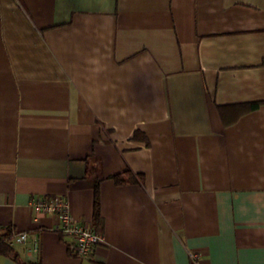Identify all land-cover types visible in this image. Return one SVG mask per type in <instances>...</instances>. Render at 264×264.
Returning <instances> with one entry per match:
<instances>
[{
	"label": "crops",
	"instance_id": "1",
	"mask_svg": "<svg viewBox=\"0 0 264 264\" xmlns=\"http://www.w3.org/2000/svg\"><path fill=\"white\" fill-rule=\"evenodd\" d=\"M94 182L84 259L31 202L92 223ZM5 230L38 250L0 264H264V0H0Z\"/></svg>",
	"mask_w": 264,
	"mask_h": 264
},
{
	"label": "built area",
	"instance_id": "2",
	"mask_svg": "<svg viewBox=\"0 0 264 264\" xmlns=\"http://www.w3.org/2000/svg\"><path fill=\"white\" fill-rule=\"evenodd\" d=\"M36 213L52 214L56 218L55 230L69 238L71 253L79 258L91 257L95 246L102 241V236L96 227L89 222H79L71 213L69 204L59 196H34L31 202ZM9 246L15 244L30 245L31 251L38 250V239L28 232L13 233L8 239ZM196 255L192 254L194 264H197Z\"/></svg>",
	"mask_w": 264,
	"mask_h": 264
},
{
	"label": "trees",
	"instance_id": "3",
	"mask_svg": "<svg viewBox=\"0 0 264 264\" xmlns=\"http://www.w3.org/2000/svg\"><path fill=\"white\" fill-rule=\"evenodd\" d=\"M262 102H250L244 105L243 110H252L257 108ZM137 132L134 134L136 136ZM96 175L95 167H88L86 171L87 177H94ZM141 174H135L131 170H126L124 174H117L113 176V179L118 184H123L128 181H141ZM95 178V177H94ZM93 191H94V204H93V221L92 224L98 229L99 222L101 221L100 210H99V199H98V184L97 182L93 183ZM12 235L10 231L5 230L0 232V253H9L11 251V247L7 243V239Z\"/></svg>",
	"mask_w": 264,
	"mask_h": 264
}]
</instances>
